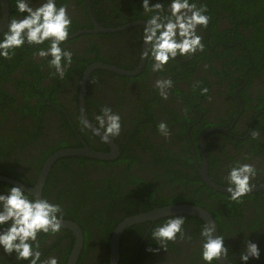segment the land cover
Masks as SVG:
<instances>
[{"label": "trees", "instance_id": "obj_1", "mask_svg": "<svg viewBox=\"0 0 264 264\" xmlns=\"http://www.w3.org/2000/svg\"><path fill=\"white\" fill-rule=\"evenodd\" d=\"M223 1L225 2L223 3L224 9L230 11V16L232 17L231 22L235 23V25L233 26V32L227 31L226 29L222 32L215 27V19L211 16L213 18L211 26L214 31V39L227 42L231 47L228 48L230 50L225 56L223 70L221 71L214 68V72L215 74L226 76L228 74L226 73V66H228V70L232 72L231 65H235L236 70L240 72V75H238L237 78H240L243 81L245 79L244 73L247 72V79L250 82L251 76L249 75L252 72V69L264 71V0ZM9 2L11 7L9 17H11L13 16V13L16 12L15 0H9ZM104 17L108 18L107 15L102 14L100 17L96 15V18L99 20H103ZM239 28L246 29L250 32V36L247 37L243 35L241 31H238ZM230 33L235 37V41L228 38V36L231 35ZM237 40L243 41L244 45L242 43H237ZM67 48L70 49L69 47ZM232 48H239L242 52V56L239 57L233 55L231 51ZM33 52L34 49L26 45L23 48L16 50V54L12 57L11 61L5 60L3 62L4 59L0 58V66L2 67V69H0V79H3L1 77L4 76L10 67L9 64L14 63V65L11 66V69L13 70V67L15 68L17 64L27 62V70H30L29 74L32 77V81H27L25 78L20 80V83H24L22 89L26 95L24 96L26 99H23L24 103L20 107L22 110L20 113L27 116V113H30L31 110L32 114L36 116V124L34 123L31 126L24 127L25 136L36 140L38 136L42 134V130L45 127L41 124V119L38 118L37 115L40 110L39 105L44 103V98L52 100L56 94L55 89L59 87L54 83L59 84L62 79L57 78L55 72L52 70L50 74L53 80L46 81L48 84L42 86L43 80L40 81V78L42 77L40 73L41 66L39 62L34 61L31 58ZM78 54V51L73 53L72 61L76 62L73 72L79 71L81 74L85 67H87L91 61L95 60V58L88 59L85 58V55ZM199 55L203 56L201 52ZM249 56L252 62L251 69H247V66L251 63ZM204 58L205 57H202L201 59ZM42 60L47 63L46 60ZM198 62V60L190 61L185 64L179 62L178 65L180 68L176 69L178 71V76L172 77V81L184 80L188 82L189 85L186 86V89H180L178 85H174L171 88V99H180L181 107L170 108L164 106L161 103V97L158 94L153 96L150 95L149 97H146L143 94L141 95V104L139 105V113L137 114L136 119L137 126L135 125L134 129L129 130L127 143L122 144L118 138H114L121 150L120 156L117 160H98L85 156H67L58 159V161L63 162L64 167L68 165L65 161L72 158L76 159L78 165L90 162L93 165L99 163L105 166L101 167V172L99 173V176L96 177V181H93V179H91L92 177H81L82 180H80V184H77L74 188L75 190L78 188L79 190L85 191V193L82 194L84 200L77 201L71 193L65 192L69 195L70 204L64 210V219L76 221L81 226L84 233V245L77 264H84L86 247L90 245L89 241L91 239V232L90 228L86 225V222L97 229V237L101 239L102 246H105L106 249L109 250V237L119 221L127 216L145 212L153 207L167 204L188 202L201 205L207 209L218 225L219 235L225 237L226 247L228 246L226 245L228 233L239 235V232L244 231L245 226L254 231L255 228L264 224V191L249 192L240 198L239 201H233L230 198V194L216 191L208 187L193 166L191 148L196 153L198 163H201V156L199 153L200 133L209 126L220 128L229 127L233 117L239 112L240 106L238 102V107L232 112L226 108L225 111H229V113H225V116H219L217 119L218 122L214 121L212 123L206 119V115H208V111L211 112V108L203 107L202 104L203 99H207L208 97L211 83L207 77L194 76L193 72L197 69ZM172 70L173 69L170 68V71ZM96 71H98V69ZM249 82H247L245 86H247ZM237 85H239V83L231 82L229 84L228 87H230L231 95H233L234 87ZM204 88L208 89L207 93H202V89ZM33 91L43 93L44 98H39L38 104L31 106L27 97H29ZM258 92L260 94L254 97L256 104L252 107H250L251 99L249 96L244 91H239L238 93H240L242 98L241 102L244 110L252 109L258 114L253 125L255 126V129L257 125H260L264 137V123L262 122L264 120V94L260 91ZM7 95L8 93H6V91L0 86V114L2 115L6 114L5 112L8 111L10 103H13ZM39 96L41 95L39 94ZM154 103L159 105V107H157L159 108L158 111L154 108ZM193 106L202 111V116L193 109ZM46 107H49V105H46ZM10 110H12V108H10ZM157 112L159 115L156 116ZM24 115H21V118L26 117ZM198 121H200V125L196 124ZM161 122H165L168 126V130H171L174 134L170 141L167 139L158 142L151 140V135L149 133L152 132L159 135L160 132L158 130V125ZM190 124L192 126H190ZM17 126L18 125L15 124L13 128L17 129ZM11 129L12 128L0 125V174L19 178L20 174L17 172L18 164L20 165L24 160L12 156L14 153V150L12 149L13 146L8 147L6 144H1L3 136H6V140L10 137ZM236 130V126L233 125L232 128L229 129V134L232 133L233 135H239ZM21 131H23V129ZM88 134H91L90 131H88ZM219 134L225 139H235L229 134L218 130L209 132L205 136L204 149L207 158V169L210 177L216 183L227 186L226 179H217L212 172V168L217 165L220 157L211 153V148L214 144L209 143L208 140L210 139L208 137L212 135L218 136ZM243 134L246 133L240 135ZM85 137L88 138L87 135H85ZM189 139L191 140V144L189 143ZM245 141L249 143L250 151L264 152V143L261 142L258 137L253 139L250 135ZM27 142L29 141L27 140ZM100 142L107 147L105 143L102 141ZM236 142L239 144L241 141ZM66 143V141L62 140L60 146H64ZM170 145H174L173 148L177 150L169 147ZM138 149L149 153L150 156H141ZM221 150L223 154H226V150L223 146ZM44 152H46V150H44ZM46 156L44 155L42 159H45ZM227 157L229 158L230 156ZM143 158L145 159V164L141 165L140 163ZM116 167H118V169H116ZM146 168L151 169V171L146 170ZM186 169H188V171H186ZM53 171L54 168L51 169L48 178L52 175ZM142 172H145V175H143ZM94 183H97L96 186ZM6 186L11 185L0 182V192L5 191ZM176 187H178V189H176ZM43 192H45L44 197H46L47 185H45ZM62 195L63 192L58 194L61 198ZM92 200L97 202H93ZM61 201L62 200L58 199V203H61ZM81 209H85V212L80 214V211L82 212ZM105 211L107 212L103 215ZM246 212H249L250 218L244 214ZM176 216H183L185 218L186 223L184 228L186 231V237L184 239L178 238L174 242H169L167 248L159 247V245L152 240L150 232L155 224L162 222L168 217L155 221L140 222L125 229L120 241L119 264H204L200 258L201 241L199 238L201 227L205 224L204 221L193 215ZM60 232L64 235L70 233V231L66 229H61ZM129 234H133L136 237L133 243H129ZM189 236L191 239L187 238ZM257 237L259 240L258 243L261 244L262 241H264V234ZM47 238L48 234L42 235L40 243L46 244L45 240ZM59 239L56 242L52 240L50 247L43 248L44 250H42V252H45L43 253L44 256L42 258H45L48 255L46 250H48V252L54 251L55 253H59L57 248L59 245ZM67 240L63 253L60 254L58 258L60 264H65L66 262L73 244V235L68 237ZM238 242H240V240ZM236 247L237 244H234V247L230 246L232 249ZM157 248H159L158 251H149V249ZM104 258L105 260L103 264H108V251ZM228 258L234 264H241L238 259L231 258V253H229ZM0 261H2V264H28L27 261L16 260L15 254L5 255L2 253L0 254ZM263 262L264 251L261 252L260 259L255 261L254 264H262ZM213 264H215V262H213Z\"/></svg>", "mask_w": 264, "mask_h": 264}, {"label": "flooded vegetation", "instance_id": "obj_2", "mask_svg": "<svg viewBox=\"0 0 264 264\" xmlns=\"http://www.w3.org/2000/svg\"><path fill=\"white\" fill-rule=\"evenodd\" d=\"M7 1L9 3L10 15V2L9 0ZM227 1L229 0H226V2ZM39 2L40 0H33V6H38ZM154 2H159V0H154ZM194 2H196L198 6L200 4H206L208 8L207 14L210 16V21L207 28H204L202 30L198 29L199 34L203 36V43L205 44V48L201 52L203 56L199 55L200 52H197L192 56H178L176 60H170L162 72L153 73L151 72V61H145L141 59V54L146 48V45L143 44L141 39L143 23L145 19V14L140 8L141 0H58V4L68 5V12L72 18L70 36L78 33L74 37H69V39L65 43V46L69 47V50L72 53H76L78 51V55H85V58H95V60L91 61V63H89L88 65L95 62H101L121 70H135L137 67L141 66L144 61V66L141 71L134 76L121 74L117 71H114L113 69L100 68L98 69V71H96L97 69H94L91 71L84 83L83 75L86 67L81 74L79 73V71L73 72V68L76 62L72 61L71 65L66 69V72H70H65V76L59 84L54 83L59 86L55 89L56 94L53 97L55 100L53 98L52 100L45 99L43 97L44 94L38 93V91H33L30 96L27 97V99L31 103V106L38 104L39 98H44V103L39 105L40 110L39 114L37 115L38 118L41 119V124L45 127L42 130V134L38 136L36 140H33L34 138L31 139L25 136L24 127L31 126L34 123L36 124L37 118L32 114V111L30 109V113H27V116L23 113H20L22 111L20 107L24 103L23 99H26L24 98V96H26L25 92L22 89L24 83H20V80L22 78H25V80L27 81H32V77L29 74L30 70H27V62L17 64L15 68L13 67V70L11 69V66H13L14 63L9 64L10 67L7 66L9 67L8 70L6 71L4 76L1 77L3 79H0V86L4 91H6V93H8L7 96H9V99L12 100L13 103H10L8 111L5 112V115L0 114V125L12 128L10 137L6 140V136H3L1 144H6V146L8 147L13 146L12 149L14 150V153L12 156L24 160V162H21L20 165L18 164L17 172L18 174H20L19 178L14 177V179L26 185H34V183L38 179V175L46 159L55 151L61 148L82 147L83 145H87L91 149L96 151L110 152L112 150L109 144L103 142L100 137L94 135L90 129H88V131H90L91 134H88L87 129L83 128L80 123L81 118H83L80 111V96L82 87L84 88L85 111L89 121L91 123L94 122L95 115L99 113L101 107H111L122 117L121 134L115 138H118L120 142H122V144H126L128 141L129 130L134 129L135 125L137 126L136 119L137 114L139 113V105L141 104V95L143 94L146 97L156 94L159 95V90L155 87V81L157 79H172L173 76H178V71L176 69L180 68L178 65L179 62L181 64H185L190 61L198 60L199 62L197 63V69L193 72L194 76L207 77L209 82L211 83L207 99H203L202 97V106L211 108V112L208 111L206 119H208V121H211L212 123L214 121L218 122L217 119L219 116H225V113H229V111L232 112L233 110H235L238 107V102L240 105L239 112L235 114L229 127L224 128L227 129V131H221L229 134V129H231L232 126L235 125L237 129L236 132L239 135H233L232 133L229 134L230 136L235 138L233 140H229L227 138L225 139L220 134L218 136L212 135L208 137L210 139L208 140L209 143L214 144L212 145L211 153L220 157L217 165L212 168L214 176H216L217 179H226L229 168L234 164V162L241 161L245 163H251L259 170L257 176L252 181L253 186L264 184V152L250 151L249 143L245 141V139H247L251 135L252 131H257L259 133L258 139L264 143L263 130L260 125H257L255 129L253 123L256 121V117L258 116V114L255 113L252 109L244 110L243 104L241 102L242 98L240 96V93H238L239 91H244L251 99L250 107L255 105L256 102L254 101V97L260 94L258 91L264 94V71H260L259 69H252V72L249 75L251 76L250 82L247 79V72L244 73L245 79L243 81L240 78H237V76L240 75V72L236 70L235 65H231L232 72L229 71L228 66H226V73H228L226 76L215 74L214 68H217L221 71L223 70L225 56L230 50L228 48L231 47L227 42L214 39V31L212 30L211 26L213 18L211 16H213L215 19V27H217L222 32L224 31V29L233 32V26L235 25V23L231 22L232 17L230 16V11L228 9H224L223 3L225 2L223 0H194ZM0 9L2 16L1 3ZM15 14L16 12L13 13V15ZM102 14L107 15L108 18L104 17L103 20H99L98 18H96V15L100 17ZM93 19L95 21H93ZM94 22H96L101 28H116L119 30L112 32H103L99 30L94 31ZM238 31H241V33L247 37L250 36V32H248L246 29L239 28ZM230 34L231 35H229L228 38L235 41L236 39L234 36H232L233 34ZM236 42L242 43L244 45V42L241 40H237ZM244 47L247 48L246 46ZM231 51L233 55H237L239 57L242 56V52L239 48H232ZM202 57L205 58L201 59ZM31 58L34 61L40 63V73L42 75L40 81L43 80L42 86L47 85L48 83L46 81L53 80L50 72L52 70L55 72V70L49 68L48 64L38 56L32 55ZM249 59L251 62L250 56ZM11 60L12 59L8 61ZM4 61L5 60H3V62ZM170 68H172L173 70L170 71ZM251 68L252 62L247 66V69ZM0 69H2L1 66ZM55 76L57 78H60L58 75ZM231 82L239 83V85L234 87L233 95L230 94V87H228ZM247 82H249V84L245 86ZM174 85H178L180 89H186V86H189L188 82L184 80H174L173 86ZM39 94L41 96H39ZM170 96H172L171 89L168 90L167 99H164L160 96L161 103L164 106L170 108L181 107L180 99H171ZM46 105H49V107H46ZM154 105V108L158 111L159 108L157 107H159V105H156V103H154ZM10 108H12V110H10ZM226 108H228L229 111H225ZM193 109L198 112L200 116H202L203 113L201 110L196 109L194 106ZM21 115H24L26 117L21 118ZM157 115H159L158 112L156 116ZM262 122L264 123V120ZM15 124L18 125L17 129L13 128ZM196 124L200 125V121H198ZM190 126L192 125L190 124ZM211 127L216 126H209L205 128L199 135V153L201 156L200 164L197 161L195 151H193L191 148L193 166L198 171V173V167H202L203 159V156L201 154L200 137L204 131ZM22 129L23 131H21ZM213 131L216 130H212L209 132ZM208 133L204 134L203 136V147L204 138ZM242 133L246 134L240 135ZM149 134L151 135V140L157 142L163 141L164 139L170 141L172 139V136L174 135L171 130H169V135L167 137L162 136L161 134L156 135L152 132H150ZM85 135H87L88 138H86ZM27 140L29 142H27ZM62 140L67 142L66 145L60 146ZM99 140L105 143L107 147H105ZM112 140L120 150V146L116 143L114 138H112ZM236 141L241 142L237 144ZM189 143L191 144L190 139ZM221 145L225 148L226 154H223ZM173 146L174 145H170L169 147L173 148ZM173 149L177 150L175 148ZM44 150H46V152H44ZM138 150L141 156H150L149 153L143 152L140 149ZM44 155L47 156L45 157V159H42ZM227 156L230 157L228 158ZM118 157L113 159L112 161L117 160ZM245 157H247V160H245ZM58 159L53 163L49 170L50 173L51 169L54 168V171L49 178L48 173L45 184L43 186V190L45 185H47L46 198H48L53 203H58V199L62 200L60 204L62 205L63 210H65V208L70 204L69 195L65 192L71 193L77 201L84 200L82 198V194H84L85 191L79 190L78 188L75 190L74 188L77 184H80V180H82L81 177H92L91 179H93V181H96V177H98L99 173L101 172V167L105 166L99 163H95V165H93L90 162H85L83 165H78L76 159L72 158L65 161V163H67L68 165L64 167L63 162L58 161ZM140 164H145L144 158ZM116 169H118V167H116ZM146 170L151 171V169L148 168H146ZM186 171H188V169H186ZM142 174L145 175V172H142ZM96 184L97 183H94L95 186ZM176 189H178V187H176ZM43 190L42 196L44 197L45 192H43ZM61 192H63L62 198L58 196V194ZM92 201L97 202L95 200ZM81 210L82 212L80 211V214L85 212V209ZM106 212L107 211H105L103 215ZM244 214L250 218L249 212H246ZM86 225L90 228L91 239L89 241L90 245L86 247L84 264H103L105 260L104 257L107 251L109 262V250H107L105 246H102L101 239L97 237V229L92 225H89L88 222H86ZM263 234L264 224L255 228L254 231L248 229L245 226L244 231L239 232V235L228 233L226 245H228L227 247L229 249V253H231V258L239 260L240 253L245 246V240H250L257 243L260 251L263 252L264 241L259 244V240L257 237L262 236ZM71 235H73L71 231L70 233H67V235H64L62 232H59L57 234H48V238L45 240L46 244L41 243V251L44 250L43 248L50 247V245L52 244V240L56 242L60 238L59 245L57 247L59 253H55L54 251L48 252V250H46L48 255L45 258H47L48 256H56L57 258H59L60 254L63 253L65 244L68 241V237H70ZM135 238V235L129 234V243H133L135 241ZM239 240L240 242H238ZM234 244H237V247L233 249L230 248V246L234 247ZM2 253V249H0V254ZM80 255L81 252L79 254V257ZM255 261L257 260L250 259L248 263L254 264ZM239 262L242 264L240 260Z\"/></svg>", "mask_w": 264, "mask_h": 264}, {"label": "clouds", "instance_id": "obj_3", "mask_svg": "<svg viewBox=\"0 0 264 264\" xmlns=\"http://www.w3.org/2000/svg\"><path fill=\"white\" fill-rule=\"evenodd\" d=\"M140 8L145 14L141 39L146 45L141 59L151 61V72H162L178 56H192L204 50L203 36L198 29L207 28L210 21L206 4L198 6L194 0H141ZM15 9L16 14L8 17L6 29L0 32V58L10 60L17 49L27 45L34 49L33 55L46 60L55 75L63 79L73 60V53L65 46L72 27L68 5L58 4V0H40L34 7L33 0H15ZM155 87L167 99L173 81L157 79ZM207 92V88L202 89V93ZM80 123L105 143L118 137L122 130L121 115L107 106L100 108L93 123L84 118ZM158 130L165 137L169 135L165 122L159 123ZM258 136L257 131H252L251 138ZM258 171L251 163L234 162L228 170L225 189L233 201H239L252 190ZM63 223L64 210L60 203L32 196L20 186H6L0 192V249L5 255L15 254L16 260L28 264H60L56 256L42 258L40 238L44 234L59 233ZM185 223L183 216H170L152 227L151 238L159 247L167 248L169 242L186 237ZM214 232L216 226L206 222L199 233L200 258L204 264H219L222 258L229 257L225 237L214 236ZM244 245L239 257L242 264L260 259L257 243L245 240Z\"/></svg>", "mask_w": 264, "mask_h": 264}, {"label": "water", "instance_id": "obj_4", "mask_svg": "<svg viewBox=\"0 0 264 264\" xmlns=\"http://www.w3.org/2000/svg\"><path fill=\"white\" fill-rule=\"evenodd\" d=\"M0 3L2 6V16H1L0 21H4V23H0V32H3L7 27V21H8V17H9V3L7 0H0ZM93 21H95V20L93 19ZM94 24H95V30L94 31L99 30V31H103V32H112V31L119 30L116 28H101L98 26V24L96 22H94ZM76 34H78V33H76ZM76 34H73L70 37H74V36H76ZM143 66H144V61L141 64V66L137 67L135 70H121V69H117L115 67H111L108 64H104L101 62H95V63H92L86 67L84 75H83V82L85 83L89 74L94 69H100V68L113 69L114 71H117L121 74H125L128 76H134L141 71ZM80 111L82 113L81 114L82 117L89 121V119L86 115L85 106H84V88L83 87H82L81 96H80ZM212 130L227 131V129H224V128L211 127L202 133V135L200 137V141H201V154L203 156V159H202V167H198L199 174L201 175L202 180L207 184L208 187H210L216 191L227 193L225 190L226 186H222V185L215 183L210 178L208 171H207L208 170L207 169V161H206V157H205V150L203 147V136H204V134H206ZM107 144H109L112 148V150L110 152L96 151V150L91 149L87 145H83L82 147L61 148V149L55 151L53 154H51L46 159V161L42 165L41 171L38 175V179L34 183V185H32V186L23 184V183L19 182L18 180L14 179L12 177H9L6 175H1V174H0V181L5 182V183L10 184V185H13V186H20L26 192H28L30 195L36 196L37 198H39L42 196L43 186L45 184L49 170H50L51 166L53 165V163L58 158L65 157V156H85V157H91V158H95V159H99V160H113V159L117 158L120 154V150L117 147V145L114 143V141L112 139ZM260 190H264V184L253 186V188L250 192L260 191ZM176 215L197 216L198 218H201L204 221V223L208 222L210 224H214L216 226V232H214L213 235L214 236L219 235L218 225H217L214 217L212 216V214L207 209H205L201 205L188 203V202H181V203L167 204V205H163V206L154 207L149 211L127 216L126 218L121 220L114 227L112 234L109 237V262H108V264H119V261H120V239H121V236H122L125 229L132 226L133 224H137L140 222L155 221V220H158L161 218H165V217H169V216H176ZM62 228L70 230L74 236L73 245H72L71 251L67 257L65 264H77L79 254L83 248L84 234H83L80 226L75 221H72V220H65L64 219V223L62 225ZM219 264H234V263L229 258L228 259L222 258L220 260Z\"/></svg>", "mask_w": 264, "mask_h": 264}]
</instances>
